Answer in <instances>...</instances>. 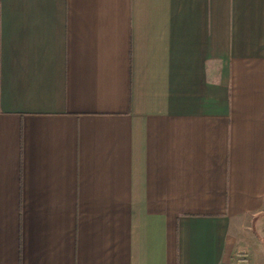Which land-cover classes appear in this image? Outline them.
I'll return each instance as SVG.
<instances>
[{
	"label": "crops",
	"instance_id": "1",
	"mask_svg": "<svg viewBox=\"0 0 264 264\" xmlns=\"http://www.w3.org/2000/svg\"><path fill=\"white\" fill-rule=\"evenodd\" d=\"M0 264H264V0H0Z\"/></svg>",
	"mask_w": 264,
	"mask_h": 264
},
{
	"label": "built area",
	"instance_id": "2",
	"mask_svg": "<svg viewBox=\"0 0 264 264\" xmlns=\"http://www.w3.org/2000/svg\"><path fill=\"white\" fill-rule=\"evenodd\" d=\"M240 261H242V258H240Z\"/></svg>",
	"mask_w": 264,
	"mask_h": 264
},
{
	"label": "rangeland",
	"instance_id": "3",
	"mask_svg": "<svg viewBox=\"0 0 264 264\" xmlns=\"http://www.w3.org/2000/svg\"><path fill=\"white\" fill-rule=\"evenodd\" d=\"M235 262V261H234ZM241 262V261H240Z\"/></svg>",
	"mask_w": 264,
	"mask_h": 264
}]
</instances>
